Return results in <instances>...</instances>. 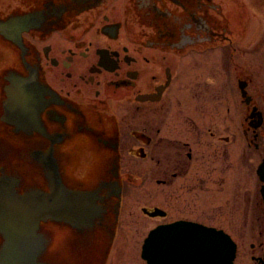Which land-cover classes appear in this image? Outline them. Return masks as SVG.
I'll return each mask as SVG.
<instances>
[{"label": "flooded vegetation", "instance_id": "1", "mask_svg": "<svg viewBox=\"0 0 264 264\" xmlns=\"http://www.w3.org/2000/svg\"><path fill=\"white\" fill-rule=\"evenodd\" d=\"M85 141L101 159L80 182L72 171ZM263 162L264 0H0V183L96 196L81 218L0 233V264L129 257L137 171L176 195L173 206L163 195L166 207L141 208L147 219L144 207L165 213L155 227L221 230L232 263L264 264ZM51 221L75 230L66 252L51 250Z\"/></svg>", "mask_w": 264, "mask_h": 264}, {"label": "water", "instance_id": "2", "mask_svg": "<svg viewBox=\"0 0 264 264\" xmlns=\"http://www.w3.org/2000/svg\"><path fill=\"white\" fill-rule=\"evenodd\" d=\"M260 169L264 172V162ZM15 182L5 179L0 183V233H8L12 238L34 233L39 221L47 218H81L80 209L96 198L92 193L68 191L60 184L51 194L39 191L17 194ZM143 212L150 217L165 214L159 208L148 211L144 207ZM235 252V243L223 231L178 221L152 229L144 239L141 258L147 264H234ZM2 264L26 263L23 257L12 255L5 257Z\"/></svg>", "mask_w": 264, "mask_h": 264}, {"label": "rangeland", "instance_id": "3", "mask_svg": "<svg viewBox=\"0 0 264 264\" xmlns=\"http://www.w3.org/2000/svg\"><path fill=\"white\" fill-rule=\"evenodd\" d=\"M231 1V0H229ZM234 3V0H232ZM237 82L236 81H230L229 82V105H237L239 97L234 96V92L237 91ZM238 95V94H237ZM138 175V176H137ZM137 175H134L133 179L135 181L132 182V184L128 183V193L126 201H129V204L132 205V210L134 213V226L130 230V233L132 234V237H129L131 241H128V247L127 249L130 250L129 257L120 258L114 256V254L111 256L110 264H145L141 258H140V251H141V245L143 243V239L146 237L149 230H151L155 225L163 222V220L155 218V219H147L143 216L141 213V208L143 206L145 207H154V206H173L175 205L176 195L173 192V188H166L163 186H160L157 184V177H151L149 176L147 179H141L139 171H137ZM164 188V189H163ZM165 195L168 199L164 200L161 199L162 196ZM186 201L187 200V196ZM165 206V207H166ZM129 234V233H127ZM116 248V246H115ZM67 257V256H66ZM65 257V261L68 258V261L74 262V261H80L81 258L79 257ZM96 259H94L93 255H91L89 258L85 259L84 264H96L97 262H94ZM4 262V261H3ZM2 262V263H3ZM71 264V263H69ZM74 264H76L74 262Z\"/></svg>", "mask_w": 264, "mask_h": 264}, {"label": "clouds", "instance_id": "4", "mask_svg": "<svg viewBox=\"0 0 264 264\" xmlns=\"http://www.w3.org/2000/svg\"><path fill=\"white\" fill-rule=\"evenodd\" d=\"M72 148L67 145L65 150ZM100 154L89 142L85 141L76 150V160L72 171L73 178L80 182H88L93 179L100 164ZM51 250L66 252L72 241L76 238L75 230L62 222L51 221L46 225Z\"/></svg>", "mask_w": 264, "mask_h": 264}]
</instances>
